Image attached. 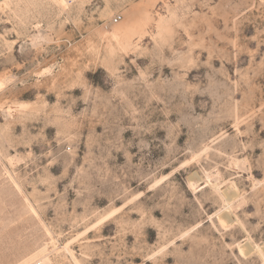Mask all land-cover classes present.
I'll return each mask as SVG.
<instances>
[{"label": "rangeland", "instance_id": "obj_1", "mask_svg": "<svg viewBox=\"0 0 264 264\" xmlns=\"http://www.w3.org/2000/svg\"><path fill=\"white\" fill-rule=\"evenodd\" d=\"M0 81V264H264V0H0Z\"/></svg>", "mask_w": 264, "mask_h": 264}, {"label": "bare ground", "instance_id": "obj_2", "mask_svg": "<svg viewBox=\"0 0 264 264\" xmlns=\"http://www.w3.org/2000/svg\"><path fill=\"white\" fill-rule=\"evenodd\" d=\"M132 32H133L132 27H128L125 23H123L119 29H115V30L113 31L112 36H113L114 39L119 40L120 37H121L122 35H130ZM4 83H6V82H3V83H2V81H0V89H1L2 87H4V86H3ZM4 85H5V84H4ZM238 163H239V162H238ZM240 164L243 165V163H240ZM244 166H245V165H244ZM243 168H244V167H243ZM245 169H246V168H245ZM211 175H212V177L215 179V181H216V179H219V175H218V174L213 173V174H211ZM37 262H42V263L46 264V263H45L44 261H42V260H37V261L34 262V264H36Z\"/></svg>", "mask_w": 264, "mask_h": 264}, {"label": "built area", "instance_id": "obj_3", "mask_svg": "<svg viewBox=\"0 0 264 264\" xmlns=\"http://www.w3.org/2000/svg\"><path fill=\"white\" fill-rule=\"evenodd\" d=\"M121 20H122V17L121 16H117V17L114 18V23H119ZM36 264H44V263L37 262Z\"/></svg>", "mask_w": 264, "mask_h": 264}]
</instances>
